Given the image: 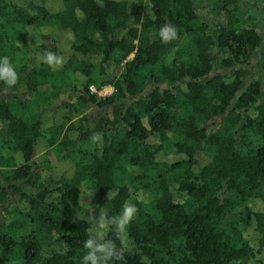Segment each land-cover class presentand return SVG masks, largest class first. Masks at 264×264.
Segmentation results:
<instances>
[{"label": "trees", "instance_id": "obj_1", "mask_svg": "<svg viewBox=\"0 0 264 264\" xmlns=\"http://www.w3.org/2000/svg\"><path fill=\"white\" fill-rule=\"evenodd\" d=\"M37 10L0 0V56L18 76L0 81V264H81L94 219L126 203L127 240L106 235L116 264H264V0ZM31 32L52 33L62 66L27 53ZM95 78L112 93H92ZM45 148L55 162L37 160Z\"/></svg>", "mask_w": 264, "mask_h": 264}, {"label": "clouds", "instance_id": "obj_2", "mask_svg": "<svg viewBox=\"0 0 264 264\" xmlns=\"http://www.w3.org/2000/svg\"><path fill=\"white\" fill-rule=\"evenodd\" d=\"M162 43H170L177 39V28L173 25L164 24L158 33ZM38 61H43L53 68L62 66L64 60L54 52L48 51L43 55H38ZM169 63L171 57L168 58ZM18 76L9 57L0 56V81L8 87L17 84ZM93 142L99 139V135H93ZM137 208L132 203H126L121 212L116 216H110L107 212L94 219L95 227L88 232L87 239L83 242V247L87 249L83 255L81 264H116L123 260V251L116 246L114 240L106 239L108 229L114 228L116 239L125 241L128 238V226L134 220Z\"/></svg>", "mask_w": 264, "mask_h": 264}, {"label": "rangeland", "instance_id": "obj_3", "mask_svg": "<svg viewBox=\"0 0 264 264\" xmlns=\"http://www.w3.org/2000/svg\"><path fill=\"white\" fill-rule=\"evenodd\" d=\"M11 3L16 4L17 6L21 7L22 9L26 10L28 13L34 15L37 14L38 8L42 6L43 0H9ZM42 48V49H41ZM53 48V38L52 33H40L34 36V32H31L29 34V37L27 38V46L25 47V50L27 53L31 56H35L34 59L38 60V55H43L44 53L51 51ZM43 50V51H41ZM131 57V56H130ZM129 57V58H130ZM20 65V64H18ZM26 70L24 71L25 74L28 73L31 70L30 64H25ZM66 78L69 80L70 83L75 84L76 86H79L80 82L76 80L75 75L69 71L66 72ZM98 85V78H95V83L91 84L90 91L94 94H96L97 97H103L107 96L110 93H112L113 88L111 86H103L101 88H97ZM31 102L36 103V99L31 96ZM38 102V101H37ZM20 108H17V111ZM69 115V112L66 109L58 110L57 112H54V120L57 123H62ZM56 151H54L52 148H45L43 149L37 156V160H48L50 162L56 160ZM168 158V156L166 157ZM145 198V197H144Z\"/></svg>", "mask_w": 264, "mask_h": 264}]
</instances>
